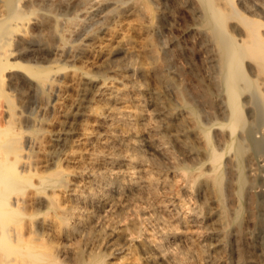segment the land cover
<instances>
[{
  "label": "bare ground",
  "instance_id": "obj_1",
  "mask_svg": "<svg viewBox=\"0 0 264 264\" xmlns=\"http://www.w3.org/2000/svg\"><path fill=\"white\" fill-rule=\"evenodd\" d=\"M0 264H264V0H0Z\"/></svg>",
  "mask_w": 264,
  "mask_h": 264
}]
</instances>
